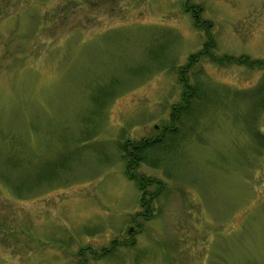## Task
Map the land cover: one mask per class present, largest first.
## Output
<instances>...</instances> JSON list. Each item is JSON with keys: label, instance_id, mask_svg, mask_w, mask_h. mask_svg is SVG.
Returning a JSON list of instances; mask_svg holds the SVG:
<instances>
[{"label": "rangeland", "instance_id": "374dc122", "mask_svg": "<svg viewBox=\"0 0 264 264\" xmlns=\"http://www.w3.org/2000/svg\"><path fill=\"white\" fill-rule=\"evenodd\" d=\"M209 38L263 57L264 0H0V264H264V65L196 57L169 125Z\"/></svg>", "mask_w": 264, "mask_h": 264}, {"label": "trees", "instance_id": "16d2710c", "mask_svg": "<svg viewBox=\"0 0 264 264\" xmlns=\"http://www.w3.org/2000/svg\"><path fill=\"white\" fill-rule=\"evenodd\" d=\"M186 10H190L193 15V23L198 26V15L199 13L196 12L194 8H191L190 6H185ZM208 27V26H207ZM215 47V42L209 38L207 41L204 42L202 49L198 50L193 56H188L187 62L184 64V66H180L179 69V79L182 83L183 92L181 93V98L179 102L174 104L172 106V111L170 113L169 117V125H177L180 123L183 119V117L190 114L191 110L193 109L194 102H200L202 100V97L205 94V89L200 90L194 85L190 84L188 82L187 74H189V71L192 69L190 66L192 63H194L199 58H196L203 54L205 57H210L211 59L214 58L218 61L219 64L227 63V62H234L238 64H246L248 66H263L264 65V56L259 58H253L246 54H240L238 56L234 54L224 53L222 55H217L213 52V48ZM197 74V72L195 71ZM190 75V74H189ZM195 75V74H193ZM261 90L264 88L263 84L260 85ZM213 92V91H212ZM260 92V91H259ZM257 92V93H259ZM214 93V92H213ZM214 102V101H213ZM210 100H204L203 102H200L201 105H207L213 103ZM167 124V123H166ZM165 124V126H166ZM168 125V126H169ZM164 128V126H163ZM167 128V127H165ZM152 140L154 141L155 138L151 137L149 139H143L139 141L138 143H131L129 141L124 142L121 144L120 149L122 153H125L126 158V166H125V172L129 178H131L137 185L138 189L141 191L140 199L143 201V194L145 191V183H148V180L145 179L143 175H137L136 172H134L132 169L136 166L138 163V159H144L145 156V150L144 148L149 147L152 144ZM144 179V180H143ZM146 214L147 213H143ZM115 240H113V243ZM87 248H89L87 246ZM108 250V249H107ZM82 254V253H81ZM95 255V253H94ZM96 256V255H95ZM84 260H80L77 262V264H84Z\"/></svg>", "mask_w": 264, "mask_h": 264}]
</instances>
